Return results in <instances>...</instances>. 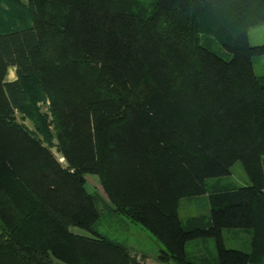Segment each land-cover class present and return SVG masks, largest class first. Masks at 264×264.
I'll list each match as a JSON object with an SVG mask.
<instances>
[{
  "label": "trees",
  "instance_id": "16d2710c",
  "mask_svg": "<svg viewBox=\"0 0 264 264\" xmlns=\"http://www.w3.org/2000/svg\"><path fill=\"white\" fill-rule=\"evenodd\" d=\"M2 1L0 264H141L98 234L101 203L151 234L159 262L197 264L185 246L207 238L216 264L264 262V44L248 38L264 0ZM236 162L249 183L210 190ZM204 194L208 215L182 221L181 200ZM227 229L250 250L224 246Z\"/></svg>",
  "mask_w": 264,
  "mask_h": 264
},
{
  "label": "rangeland",
  "instance_id": "374dc122",
  "mask_svg": "<svg viewBox=\"0 0 264 264\" xmlns=\"http://www.w3.org/2000/svg\"><path fill=\"white\" fill-rule=\"evenodd\" d=\"M3 10H6L8 5L5 2H1L0 5ZM249 40L252 45L264 44V24H256L255 26L249 29ZM218 48V46H217ZM226 57L229 58V54L226 53ZM254 70L257 74H264V56H259L254 59ZM12 68H8L6 72L5 79H10L12 77ZM37 99L34 101V108L37 112V115L40 116V121L44 119V125L51 134L50 142L45 143V146L51 151V153L56 158L57 162L60 163L62 167H67V162H65L64 157L58 151L57 148V139L55 136L54 126L52 124V114L50 109V102L47 98ZM32 110V107H31ZM15 119L18 123L26 126L29 130L36 133L37 129L33 122L21 112L14 111ZM43 126V124H42ZM43 138V137H42ZM241 164L236 162L233 166L230 167V172L227 176H224L222 179H212L210 190H223L231 189L236 187H241L247 185V176L244 172V169L241 168ZM98 178L96 175L87 174L86 175V184L85 188L88 192L100 191L101 189L98 186ZM218 188V189H214ZM208 195L204 194L195 198H185L181 200L179 209L180 219L186 220L188 217L193 215H208ZM100 208L102 209L103 215L99 224H97L98 234L117 240L121 243H124L128 246L130 255L134 257L138 263L141 264H171L162 263L158 261L159 248L161 245L157 243L149 232L141 228L138 224L128 221L126 218L121 215L109 212V208L101 203ZM71 230L79 235L90 236V233L74 227ZM224 246L227 248L239 249L245 252H248L249 249V233L244 230L239 229H227L224 230ZM214 242L212 239H201L193 240L187 243L186 253L189 260L202 264L205 259L208 264H216V254L215 247H213ZM53 264H65L58 260H54ZM264 264V262L260 263Z\"/></svg>",
  "mask_w": 264,
  "mask_h": 264
},
{
  "label": "crops",
  "instance_id": "0c3cea01",
  "mask_svg": "<svg viewBox=\"0 0 264 264\" xmlns=\"http://www.w3.org/2000/svg\"><path fill=\"white\" fill-rule=\"evenodd\" d=\"M10 68H12V72H11V73H12L13 75H12V77H11L10 79H6V80H8V81H12V80H15V79H16V75H15V73H14V72H15V68H14V67H10Z\"/></svg>",
  "mask_w": 264,
  "mask_h": 264
}]
</instances>
